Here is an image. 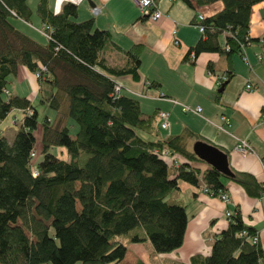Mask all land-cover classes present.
<instances>
[{
  "label": "trees",
  "instance_id": "obj_1",
  "mask_svg": "<svg viewBox=\"0 0 264 264\" xmlns=\"http://www.w3.org/2000/svg\"><path fill=\"white\" fill-rule=\"evenodd\" d=\"M182 1L191 8L222 3L220 11L199 21L203 36L185 55L194 58L200 52H240L251 40L250 9L263 0ZM32 15L48 26L44 44L11 22L31 27ZM75 17L71 2L53 13L47 0H35L33 10L26 0H0V123L14 110L20 115L11 140L0 135V264H117L127 244L143 241L155 253H168L181 245L186 225L183 205L168 198L179 181L201 185L209 195L224 190L222 178L249 196L264 192V184L247 173L228 168V176L210 166H189L187 161L200 160L185 146L188 131L158 137L154 115L143 114L135 97L114 92L115 77L137 78L139 45L122 52L125 65L108 66L102 52L118 50L108 31ZM221 34L223 45L217 40ZM18 66L37 74V100L53 111L52 118L38 121L31 100L8 91V76ZM38 124L41 147L32 160ZM140 132L155 138L144 139ZM162 148L184 162H168L157 153ZM226 220L212 236L209 254L192 260L262 262L260 247L250 239L254 229L236 210Z\"/></svg>",
  "mask_w": 264,
  "mask_h": 264
},
{
  "label": "crops",
  "instance_id": "obj_2",
  "mask_svg": "<svg viewBox=\"0 0 264 264\" xmlns=\"http://www.w3.org/2000/svg\"><path fill=\"white\" fill-rule=\"evenodd\" d=\"M65 2L75 4V21L91 19L94 28L108 31L110 40L118 47V50L107 48L102 52L108 66L125 65L127 59L122 52L139 45L137 78L125 74L115 77L114 81L120 86L119 91L137 99L143 114L154 115L153 126L158 137L188 131L190 136L185 141L188 151L196 141L216 146L226 155L231 171L247 173L264 184V0L250 9L248 36L251 40L240 52L229 56L218 52H200L192 59L189 54L187 58L185 55L203 36L196 27L197 15L205 18L220 11V1L191 8L182 0H155L156 8L162 13L156 21L142 17L132 0H47V5L53 13H58ZM30 5L33 10L35 0L34 5ZM93 6L100 9L95 15L90 11ZM31 19H35L40 26L35 16L32 15ZM23 32L33 38L27 30ZM217 40L223 45L224 36L219 35ZM229 71L232 75L226 79ZM14 77L19 85L25 83L32 94L19 92L17 88L8 90L11 94L30 100L34 93L37 96V81L30 71L20 66ZM247 83L251 85L250 89L244 88ZM222 84V89L218 91ZM180 104L199 106L200 113H184ZM159 111L167 112L165 128L159 127ZM13 113L18 115L15 110ZM221 114L228 119V124L220 122ZM5 122L6 119L0 123V135L7 138L9 133L12 137L15 128L11 129L9 124L2 125ZM140 133L144 139L155 138L146 132ZM33 136L39 152V124ZM237 139H245L252 152L242 156L234 151ZM173 158L184 162L178 154H174ZM187 163L200 170L208 167L201 160ZM222 184L227 202L203 192L201 185L179 181L178 188L168 198L183 205L186 214L181 245L168 253H155L148 241L129 243L122 261L129 264L137 260L143 264H197L192 259L207 256L212 236L226 226L225 211L236 210L242 221L254 229L256 242L262 251V262L259 264H264V192L249 196L234 181L222 178ZM127 256L130 258L127 259Z\"/></svg>",
  "mask_w": 264,
  "mask_h": 264
},
{
  "label": "built area",
  "instance_id": "obj_3",
  "mask_svg": "<svg viewBox=\"0 0 264 264\" xmlns=\"http://www.w3.org/2000/svg\"><path fill=\"white\" fill-rule=\"evenodd\" d=\"M133 3L136 5V7L138 8L140 15L142 17H145L148 20L151 21H156L157 19H159L162 16V13L156 8L155 6V0H132ZM91 13L93 15L97 14L100 9L98 6H93L90 9ZM202 15L198 14L197 15V24L196 27L198 28L200 33H203V25H201V23H199V21L202 20ZM43 29H42V34L44 35V37H48V26L46 25H42ZM174 43H177V41H174ZM243 45H240V51L243 49ZM189 58L192 59L193 58V53L189 54ZM243 60L245 59L244 57L242 58ZM34 76H37L34 75ZM115 82V81H114ZM245 89H250L251 85L249 83L244 85ZM120 89V86L115 82V87H114V92L118 93ZM160 97H162V95H160ZM174 102L175 101H171ZM180 110L184 113L187 112H191L193 114H199L200 113V107L199 106H194V107H190L189 105H185V104H180ZM157 118L159 120V127L160 128H165L167 125V112L164 111H159L157 113ZM219 120L221 123L223 124H228V119L224 116V115H219ZM233 150L236 151L237 153H239L240 155L244 156L247 153L252 152V148L249 145V143L245 140V139H237L233 145ZM161 157H163L164 159H166L169 162L174 163L175 161L173 160L174 158L171 156V154L169 153V151L165 148L160 149L157 152ZM38 156V151L33 149V151L30 152V158L32 160L36 159V157ZM32 175H35V170H32ZM201 190L205 193H208L207 188L205 187H201ZM212 195V193H210ZM215 196H217L221 201L223 202H227L228 201V197L226 195L225 192L223 191H219L215 194ZM230 211H225V216H229L230 215ZM251 241L256 242L257 237L256 234H253L251 236Z\"/></svg>",
  "mask_w": 264,
  "mask_h": 264
},
{
  "label": "rangeland",
  "instance_id": "obj_4",
  "mask_svg": "<svg viewBox=\"0 0 264 264\" xmlns=\"http://www.w3.org/2000/svg\"><path fill=\"white\" fill-rule=\"evenodd\" d=\"M27 3L30 5H34V0H26ZM30 5V6H32ZM36 20H31L32 25L30 26H25L23 24H21L19 21L15 20V19H11V22L14 26H16L17 28L21 29V30H27L28 32L31 33V36L36 39L37 41H45V39L43 38L44 35L42 34V29L43 26L42 25H37V21ZM31 29V30H30ZM20 67V66H18ZM34 80L35 76L33 75ZM8 80L9 82L7 83V89L11 90V88H17L19 90V92H24L26 94H32L31 90L26 88V84L22 83L19 85L18 80L14 77V75H9L8 76ZM28 92V93H27ZM31 92V93H30ZM30 98L32 99L31 102H33V107L36 109L37 112V120L41 121V119L43 118L44 115H46L48 118H52L53 117V111L51 109L46 108L45 106H43L41 103L38 102L37 100V96L36 93H34L33 95L30 96ZM20 117V115L18 114H14L13 112H10L6 115V117L4 119H6V122L3 123L2 125L7 126L9 124L10 128H16V124L14 123V120H17ZM75 130V126L70 127V132L73 133ZM7 132H10L7 130ZM6 133V132H5ZM7 138L8 140H11V136L9 133H7ZM141 134V133H140ZM37 141H39V137L37 139ZM86 155L82 154L79 163L82 164L83 161L85 160ZM182 197V194L180 195ZM129 250V249H128ZM130 251H134V250H130ZM130 257L127 256V259H129ZM128 261V260H127ZM139 261V260H137ZM136 263V262H135ZM134 263V264H135ZM75 264H81L80 262H76ZM117 264H129L128 262H124V260L119 261Z\"/></svg>",
  "mask_w": 264,
  "mask_h": 264
},
{
  "label": "water",
  "instance_id": "obj_5",
  "mask_svg": "<svg viewBox=\"0 0 264 264\" xmlns=\"http://www.w3.org/2000/svg\"><path fill=\"white\" fill-rule=\"evenodd\" d=\"M222 86L223 84L218 91L222 89ZM191 151L199 160L205 162L208 166L215 168L225 175L232 176L227 166L226 155L216 146L196 141L192 144Z\"/></svg>",
  "mask_w": 264,
  "mask_h": 264
}]
</instances>
